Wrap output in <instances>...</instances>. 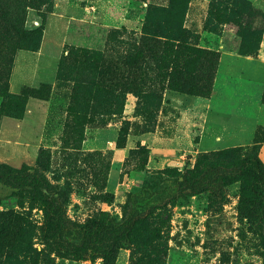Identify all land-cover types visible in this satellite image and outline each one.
<instances>
[{"label":"rangeland","instance_id":"obj_1","mask_svg":"<svg viewBox=\"0 0 264 264\" xmlns=\"http://www.w3.org/2000/svg\"><path fill=\"white\" fill-rule=\"evenodd\" d=\"M227 1L0 4V163L43 173L76 222L142 213L116 264H264L240 182L223 199L178 189L202 153L229 149L264 161V0H244L262 13L254 21ZM17 20L37 34L19 35ZM182 27L185 39L220 51L210 97L174 88L171 72H194L160 67L162 45L141 41L146 29ZM139 50L143 58L128 63ZM14 191L0 183V264H104L62 254L32 194Z\"/></svg>","mask_w":264,"mask_h":264},{"label":"trees","instance_id":"obj_2","mask_svg":"<svg viewBox=\"0 0 264 264\" xmlns=\"http://www.w3.org/2000/svg\"><path fill=\"white\" fill-rule=\"evenodd\" d=\"M7 3V0H0L1 5ZM226 3L227 7H231L230 11L239 13V18L245 14L248 21H254L262 16V13L253 9L247 1L228 0ZM17 6L21 12H24L23 6L20 7L18 3ZM14 26V30L19 35L37 34V31L22 28L20 20H17ZM186 31L187 29L182 27L177 31L168 28L162 33H157L155 29L149 28L144 30L141 41L144 44L162 45L160 67L166 66L167 69L172 67V70L182 68L194 72L193 74L171 72L170 84L174 88L202 97H210L213 94L216 69L220 63V51L190 42L184 37ZM158 34L165 36L166 39L160 40ZM171 49L173 55L170 54ZM240 52L247 54L243 47ZM143 54V51L139 50L136 54L128 55V63L134 58H138L135 61L138 63L140 58H143ZM136 68L141 69L143 65L138 64ZM129 75H132V71ZM223 153H225L224 157H218L216 153H202L195 167L186 168L181 172L178 180L180 194L208 192L211 197L223 199L227 188L231 184L240 182L243 200L250 204L251 211L256 215L264 240V161L258 154L233 155V151L229 149L224 150ZM0 183L14 188L16 194L29 191L33 200L44 211L45 232L54 239L55 245L62 254L73 255L78 259H87L96 255L103 258L104 264H116L119 249L122 246H129L135 240L138 226L143 222L142 213L133 214L131 211L121 219L107 211H102L85 222L72 220L67 213L68 199L65 193L55 189L47 177L32 166L15 168L0 163ZM155 232L159 233L158 229Z\"/></svg>","mask_w":264,"mask_h":264}]
</instances>
